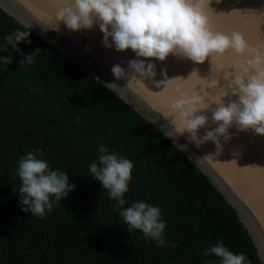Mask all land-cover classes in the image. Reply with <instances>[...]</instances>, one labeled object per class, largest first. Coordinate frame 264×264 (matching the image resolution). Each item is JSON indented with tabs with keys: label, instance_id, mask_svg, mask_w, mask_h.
Here are the masks:
<instances>
[{
	"label": "trees",
	"instance_id": "1",
	"mask_svg": "<svg viewBox=\"0 0 264 264\" xmlns=\"http://www.w3.org/2000/svg\"><path fill=\"white\" fill-rule=\"evenodd\" d=\"M13 30L29 42L0 56V264H207L217 241L263 264L236 209L166 135L100 80L0 7V44ZM40 49L31 65L22 54ZM103 144L134 162L128 203L159 205L167 222L157 246L128 231L88 165ZM39 148L75 185L44 218L21 210L17 160ZM172 245H175L174 247Z\"/></svg>",
	"mask_w": 264,
	"mask_h": 264
},
{
	"label": "clouds",
	"instance_id": "2",
	"mask_svg": "<svg viewBox=\"0 0 264 264\" xmlns=\"http://www.w3.org/2000/svg\"><path fill=\"white\" fill-rule=\"evenodd\" d=\"M220 2L216 0V3ZM63 3L65 6L56 13V23L41 27L43 32L59 31L58 22H63L72 32L98 26L105 48L114 47L117 52L130 49L135 54L136 58L128 61L129 72L141 77L153 79L157 73L156 65L151 61L163 62L170 55L195 64L223 56L229 50L245 57L239 64L240 73L228 84V91L213 97L204 89L191 92L177 89L178 98L171 103L169 115L174 117L172 124L176 136L187 133L189 143L197 148L212 142L217 155L223 150L221 140L228 143L232 139L229 130L233 127L239 132L251 131L264 137V43L253 47L239 32L229 35L214 31L210 23L212 0H63ZM29 35V31L13 30L4 37L0 52L9 47L19 52L17 45L30 43ZM39 53L40 49H36L33 53L22 54L20 64H33ZM11 63L12 55L0 56V65ZM112 71L116 78L129 73L126 74L119 65ZM193 74L198 77L193 72L189 78ZM217 85L218 81H212L206 87ZM229 93L236 99H230L225 105L222 98ZM213 103L214 109L211 108ZM208 111H211V117L205 114ZM210 121L214 127H210ZM201 129H205L202 136ZM98 153L88 165V172L93 181L107 190L108 197L114 201L113 210L123 219L127 230L139 231L157 246L168 244L164 238L168 225L162 218L160 206L141 200L129 204L125 199L134 162L103 144L98 147ZM15 175L20 181L15 192L21 210L41 219L52 214L75 189L67 172L53 168L39 148H32L17 160ZM203 255L214 258L207 264H250L244 253L233 252L223 241L205 249Z\"/></svg>",
	"mask_w": 264,
	"mask_h": 264
},
{
	"label": "water",
	"instance_id": "3",
	"mask_svg": "<svg viewBox=\"0 0 264 264\" xmlns=\"http://www.w3.org/2000/svg\"><path fill=\"white\" fill-rule=\"evenodd\" d=\"M64 6L63 0H0V7L9 15L107 85L186 154L236 209L264 264V137L251 131L239 132L233 127L229 130L232 139L228 143L221 140L223 150L217 155L212 142L197 148L189 143L187 133L176 136L174 117L169 115L171 103H165L178 98L177 89L188 92L204 89L213 97L228 91V84L240 73L239 64L245 57L229 50L223 56L195 64L170 55L163 62L151 61L157 74L148 79L129 72L128 61L136 58L130 49L117 52L114 47L103 46V34L98 26L72 32L63 22H58L59 31L43 32L42 28H47L49 23H56V13ZM211 7L210 23L214 31L229 35L239 32L253 47L264 43V0H221L220 3L212 0ZM116 65L129 73L116 78L112 71ZM193 72L207 81L195 74L189 78ZM169 79L173 80L168 82ZM212 81H218V85L207 88L206 84ZM230 99L236 98L230 93L222 98L225 105ZM215 107L211 104V108ZM205 114L211 117V111ZM209 123L210 127L215 126ZM204 131L200 130L201 136Z\"/></svg>",
	"mask_w": 264,
	"mask_h": 264
},
{
	"label": "snow or ice",
	"instance_id": "4",
	"mask_svg": "<svg viewBox=\"0 0 264 264\" xmlns=\"http://www.w3.org/2000/svg\"><path fill=\"white\" fill-rule=\"evenodd\" d=\"M174 100H172V101H166L165 103L167 104V103H172Z\"/></svg>",
	"mask_w": 264,
	"mask_h": 264
}]
</instances>
